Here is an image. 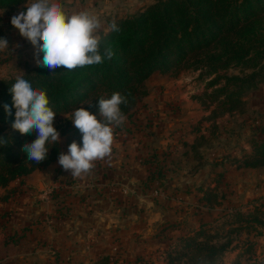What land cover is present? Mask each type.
Listing matches in <instances>:
<instances>
[{
  "label": "rangeland",
  "instance_id": "obj_1",
  "mask_svg": "<svg viewBox=\"0 0 264 264\" xmlns=\"http://www.w3.org/2000/svg\"><path fill=\"white\" fill-rule=\"evenodd\" d=\"M87 1L51 0L60 3L66 11L64 5L74 7V4H77L83 9ZM157 1L99 0L97 3L93 1L94 5L89 6L88 12L94 16L97 12L96 17L101 23L95 35L99 38L108 34L115 21L135 16ZM32 2L33 0H27L15 8L0 9V37L6 38L9 44L7 48L0 49V81L16 79L19 75L24 76L40 68L36 63L34 47L10 22L13 16L26 11V5ZM258 30L264 32V18ZM42 56L43 53L41 58ZM199 59L203 61V56ZM193 61L195 60L190 58L188 63L167 74L155 72L148 77L143 82L144 94L140 102L129 111L131 115L125 116L126 119L120 126L112 125L113 134L130 133V123L140 118L155 122L156 129L150 132V135L160 138V141L159 147H151L155 153L151 157V162L166 164L157 172L158 179H162L163 182L159 183L158 179L152 181L158 182L163 188L168 180L180 178V175L176 174L178 170H185L189 174L204 169L208 173L207 178L219 165L248 171L251 197L246 202H218L231 194L227 189L215 193L216 187H208L204 191L206 195H211L207 199L211 206H225L218 210L217 217L212 222L202 225L207 235L198 242L216 247L226 246L225 251L215 257L212 264H264V174H262L264 159L258 160L253 156L255 145L264 142V59L256 64L232 66L216 75H209L208 70L202 67L200 70L196 69L195 65H192ZM231 78H238L239 81L234 83L226 81ZM215 80H218V84L210 85ZM240 88H243L241 92L231 99ZM185 94H188L186 96L189 97V101H185L187 98L184 97ZM104 95L105 90L101 89L96 97L54 118L53 126L60 134V142H56L61 152L64 153L73 141L82 146V134L74 132L75 126L70 120L73 119L75 110L84 107L99 119V110L90 107V104L98 96ZM185 136H191L189 139L193 142L184 141ZM165 137L175 140V143L165 144V150L156 154ZM57 160L58 157L51 163ZM211 178L213 181L216 179L214 176ZM21 179L10 182L8 186H13L15 182L19 183ZM170 184L166 187H175L174 183ZM5 192L0 193V200L5 198L9 191ZM229 204L231 209L227 211ZM254 218L261 224L250 225ZM124 220L117 224V231L121 230L122 233H107L102 236L98 240L100 250L88 255L86 261L64 260L51 246L52 252L47 249V254L32 255L29 258L34 259L31 264H166L167 252L178 244L180 239L193 236L195 233L193 228L182 229L179 228L180 224H174L162 230L156 229L151 234L144 232V228L134 222L132 217ZM179 230L186 233H173ZM14 237L15 235L12 236ZM22 239L23 236L12 241L6 238L4 246L8 244L9 247L13 245L15 247ZM2 252L6 253L5 250ZM15 258L17 261V257ZM198 258L195 256V260ZM16 261L12 264H17Z\"/></svg>",
  "mask_w": 264,
  "mask_h": 264
},
{
  "label": "trees",
  "instance_id": "obj_2",
  "mask_svg": "<svg viewBox=\"0 0 264 264\" xmlns=\"http://www.w3.org/2000/svg\"><path fill=\"white\" fill-rule=\"evenodd\" d=\"M25 1L0 0V9H12ZM262 18L264 0H158L135 16L115 21L116 28L113 29L112 24L110 32L99 37L100 53L103 56L105 50L110 49L113 53L110 59L105 57L102 63L77 66L71 70L63 66L54 70L40 67L23 77L34 88L46 93L48 106L56 116L86 103L101 89L105 90L104 97L98 96L90 107L99 110L98 99H108L119 92L127 98V103L120 106L121 112L130 116L129 111L136 107L144 94L143 82L155 72L167 74L188 63L190 58L195 60L192 65L196 69L202 67L209 75L232 66L259 63L264 59V32L258 30ZM15 81H0L1 188L44 168L61 152L59 144L49 140L45 160L38 164L27 159L23 147L36 136L35 133L21 134L12 128L16 110L11 107L9 89ZM226 81L234 83L239 79ZM217 82L215 80L210 85L215 86ZM5 104L11 107V116L5 113ZM74 132L80 134L76 127ZM253 153L256 159H264V142L255 145ZM257 223L261 224L254 218L250 225ZM204 229L200 225L193 236L180 239L167 252L166 264H212L226 246L198 242L207 235ZM195 256L199 257L198 260Z\"/></svg>",
  "mask_w": 264,
  "mask_h": 264
},
{
  "label": "crops",
  "instance_id": "obj_3",
  "mask_svg": "<svg viewBox=\"0 0 264 264\" xmlns=\"http://www.w3.org/2000/svg\"><path fill=\"white\" fill-rule=\"evenodd\" d=\"M93 1L97 3L99 0H88L83 9L77 4L74 7L64 5L67 8L64 11L68 15L88 11L89 6L94 5ZM129 127L130 133L113 134L110 154L94 161L93 167L79 177L72 176L71 171L63 169L57 160L23 177L19 183L0 189V193L9 191L0 200L1 264H12L15 257L17 264H31L34 261L29 259L32 255L52 252L51 246L64 260L86 261L88 255L100 250L98 240L102 236L122 233L117 231V224L131 217L144 228V232L151 234L156 229L174 224H180L182 229L197 230L200 225L212 222L218 210L225 206H211L207 200L211 195L204 193L208 187H216L215 193L226 189L231 191L218 202H246L251 197L248 171L226 165L217 166L209 178L204 169L189 174L178 170L176 174L180 178L168 180L164 188L160 187L159 183L163 181L158 179L157 172L166 163L151 162L155 153L151 148L154 136L150 132L156 129L155 122L140 118ZM190 137L185 136L184 141L190 143ZM168 143H175V140L165 137L156 154L165 150ZM211 176L216 179L213 181ZM153 179H158L159 183ZM170 183L175 187L167 188ZM155 187L161 190L160 195L154 194ZM229 209L230 204L227 211ZM19 236L23 239L17 246H4L6 238L12 241Z\"/></svg>",
  "mask_w": 264,
  "mask_h": 264
},
{
  "label": "clouds",
  "instance_id": "obj_4",
  "mask_svg": "<svg viewBox=\"0 0 264 264\" xmlns=\"http://www.w3.org/2000/svg\"><path fill=\"white\" fill-rule=\"evenodd\" d=\"M10 22L34 47L36 63L40 67L54 70L63 66L71 70L77 66L102 63L105 57L110 59L113 55L110 49L105 50L103 56L100 53L99 38L95 33L101 23L88 11L68 15L60 3L33 0L26 5V11L13 16ZM112 27L115 29L116 25ZM8 46L7 39L0 37V49ZM9 91L12 94L11 107L16 110L12 128L21 134L35 133V140L26 143L23 151L27 159L39 164L47 158L49 149L46 142H60V134L53 126L56 113L48 106L46 93L34 88L23 75L16 77ZM126 103L127 98L115 92L108 99H98L99 119L84 107L75 110L70 120L82 134V146L73 141L66 154H59L58 163L63 169L79 177L93 167L94 161L110 154L112 125L120 126L126 119L120 108ZM11 107L4 105L5 113L9 116L12 115Z\"/></svg>",
  "mask_w": 264,
  "mask_h": 264
},
{
  "label": "water",
  "instance_id": "obj_5",
  "mask_svg": "<svg viewBox=\"0 0 264 264\" xmlns=\"http://www.w3.org/2000/svg\"><path fill=\"white\" fill-rule=\"evenodd\" d=\"M159 141H160V138L154 137V138H153V142H152V144H151V147H152V148H157V147H159Z\"/></svg>",
  "mask_w": 264,
  "mask_h": 264
},
{
  "label": "built area",
  "instance_id": "obj_6",
  "mask_svg": "<svg viewBox=\"0 0 264 264\" xmlns=\"http://www.w3.org/2000/svg\"><path fill=\"white\" fill-rule=\"evenodd\" d=\"M155 186L157 187V183H155ZM155 187V190H154V194L157 196V195H160L161 194V190L159 188H156Z\"/></svg>",
  "mask_w": 264,
  "mask_h": 264
}]
</instances>
